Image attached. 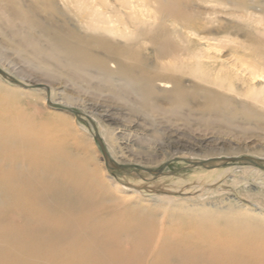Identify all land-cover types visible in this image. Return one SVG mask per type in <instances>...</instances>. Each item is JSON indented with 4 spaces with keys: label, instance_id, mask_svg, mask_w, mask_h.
<instances>
[{
    "label": "bare ground",
    "instance_id": "6f19581e",
    "mask_svg": "<svg viewBox=\"0 0 264 264\" xmlns=\"http://www.w3.org/2000/svg\"><path fill=\"white\" fill-rule=\"evenodd\" d=\"M251 1L65 0L63 14L73 20L70 24L54 19L43 0H0V45L42 71L66 105L85 103L84 94L105 95L149 117L151 125L169 126L176 139L195 124L207 130L218 124L243 129L253 122L264 131V84H253L264 80V33L253 35L264 30V6ZM43 6L49 12L45 16L40 15ZM238 29H245L248 44L229 48L227 55L234 58L225 62L219 54L224 37L236 42ZM147 45L154 47L151 56L143 52ZM6 58L0 53V69L13 77ZM18 76L13 77L21 83L18 88L0 86V264H222L243 261V252L257 263L249 250L264 257V228L249 223L254 215L242 217L234 208L191 215L199 242L188 245L181 231L150 223L144 229L131 213L114 212L110 201L92 197L90 180L77 175L86 168V157L69 120L31 111L26 99L45 88H32L37 79ZM71 88L77 90L74 96ZM42 100L50 99L44 94ZM101 111L102 119L123 130L141 124L140 119L115 120L112 109ZM240 152L227 150L226 156L213 158L215 168L207 178L263 173L251 164L218 166ZM215 154L210 149L201 161ZM257 196L247 195L261 203ZM214 229L240 254L219 259L223 241L207 240ZM158 235L166 244L156 249L152 240ZM197 246L206 254H196Z\"/></svg>",
    "mask_w": 264,
    "mask_h": 264
},
{
    "label": "rangeland",
    "instance_id": "374dc122",
    "mask_svg": "<svg viewBox=\"0 0 264 264\" xmlns=\"http://www.w3.org/2000/svg\"><path fill=\"white\" fill-rule=\"evenodd\" d=\"M43 1L48 3L53 9L51 13L58 22L68 20L70 24L74 23L67 15L63 14V3L65 0ZM250 3L255 4L257 8L260 5L264 6V0H252ZM41 8L43 10V12L40 11L41 16H45L49 13L44 6ZM244 30L245 29L237 30L238 36L236 42L232 41V43L227 37L226 39L224 37L223 41L225 43V48L221 51L223 54L221 52L219 53L221 57L223 56L221 60L224 61L226 59L225 62L232 61L231 59L234 57L227 55L230 50L229 48L240 44H248V37L244 34ZM263 33L264 30L253 31V35L258 37L263 36ZM153 48V46L147 45L146 49L143 51L144 54L149 53L151 56ZM242 50L241 48L240 52V48H238V55H243ZM212 51L214 50L212 49ZM247 52L248 50L245 51V54ZM0 53H2L4 58L7 57L6 59L12 61L11 65H5V67H9V69L16 72V74H13L15 79L19 77L18 75L22 74L24 77L27 76L31 79H37L35 82L36 84L32 85V88H45L44 93L42 91L30 89L35 90L32 91L34 96L26 99V105L31 111L33 110L34 113L40 116L50 117L55 120H57L55 118L57 115L55 114H62L64 118L69 120L67 121L68 126L77 134L86 157V168L84 171L77 173V175L90 180V195H92V197L94 195L100 196L101 200L110 201L114 205V212L131 213L133 219L141 223L144 229L150 223L154 226L158 225V227L163 226L166 229L181 231L180 236L182 241L188 245L189 243L194 244L199 242L196 240L197 236L195 233L198 224L194 223V220L191 219V215H195L204 210L208 212H227L228 209L234 208L239 211L238 213H240L242 217H248L250 214L254 215L255 218H250L249 223L260 225L264 228V169H260L263 172L260 174L256 173L257 171L251 173L249 178L225 175L221 179L213 181L208 179L207 176L209 172L213 170L210 168L215 167L209 168L201 165L191 166L186 163L188 159L201 161L204 158L203 155L210 149L216 151L215 155L207 157L211 160H216L213 158L218 156H226L224 153L227 150L239 149L241 152L237 153L238 157L253 158L261 165H264V155H259L261 149L264 147V131L258 125L251 122L252 127L250 125V127L245 126L243 130L242 127L238 126L218 124L208 128L211 131L209 132L204 126L195 124L191 129L190 127L182 129L183 131L181 130L179 139H176L172 135V130L169 126L167 127L164 123L151 125L149 117L145 115L144 117L142 113L139 111L137 113V111L132 110L128 105H125V103L123 104V102L108 98L105 95L95 97L90 94H84L85 103L74 101L73 105H66L64 103L65 99H62L63 96L60 97L57 91L52 90L42 71L40 73L33 65L25 64L21 57L14 54L10 48H5L3 44L0 47ZM242 67L238 66V69L240 71L242 70L244 75H249L248 70ZM256 80L258 81L256 82ZM256 80L253 81V84L258 86L264 84V80L260 78ZM45 84L48 85V87L45 86ZM236 84L241 85V82L237 80ZM0 86L5 89H14L18 88L20 85L10 82L0 75ZM71 89L72 90H69L68 93L74 96L77 90L74 88ZM44 94H46L50 100H42ZM236 98L237 100L244 99L239 96ZM49 102L52 104L50 105ZM87 103H95L100 110H97V108H90ZM66 108L82 113V118L67 112L65 110ZM107 108L112 109L115 120L126 122L129 120L138 121L140 119L139 122L141 121V124L123 130V127L121 126L120 128L119 124L109 119H102L103 117H101V114H103V112L101 110ZM92 123L95 125L98 135L99 133L101 135H99V137L103 141L109 158L115 163L128 166H139L152 170L159 169L163 165H166L163 172L159 176H154L134 168H129V172L107 168L97 141L94 137H91V134H94ZM253 126H258L259 129L258 127H255V129ZM117 127H119L120 130H117ZM204 129H206V131ZM104 137L107 140L104 139ZM175 141H179V143L185 146H178L176 148ZM235 164L242 163L230 162L219 167L226 168V166L231 167L235 166ZM251 193H257L259 196H257V198L261 203H258L253 198H248L247 195ZM90 195L86 193V196ZM2 200L5 201V198ZM245 207L247 208L246 210L244 209ZM214 230L215 232L211 234L213 238L207 240L213 243L223 241L221 243L224 245L222 246L223 251L219 259L234 254H240L241 250L232 249L230 244L226 243L231 241L223 239L221 230ZM170 241L175 240L170 239ZM152 242L153 245H155L153 247L156 249H158L157 246L166 244L159 235L156 236ZM145 244H148L147 241H139L138 243V245L142 246H145ZM225 245L229 247L225 249ZM196 248V254H206L203 247L197 246ZM214 250L216 251L218 249ZM249 251H253V255L259 259L255 260L257 263L245 257L247 254L243 252L241 257L243 261L239 263L226 262L222 264H264V257H260L254 253L258 252V250ZM251 258L253 259L252 256Z\"/></svg>",
    "mask_w": 264,
    "mask_h": 264
},
{
    "label": "water",
    "instance_id": "95a60500",
    "mask_svg": "<svg viewBox=\"0 0 264 264\" xmlns=\"http://www.w3.org/2000/svg\"><path fill=\"white\" fill-rule=\"evenodd\" d=\"M0 75L3 76L4 78H7L9 81H11L13 83L21 85V83H19V81L15 80L13 77L7 75L1 69H0ZM49 104L51 105L52 103L49 102ZM65 110L71 114L78 116L79 118H82L81 114L78 111H75V110L70 109V108H66ZM92 127L94 129V138L97 141V143H98V145L102 151L103 158H104V161L106 163L107 168H109L111 170H121L124 172H129V168H134V169L142 170V171H144L148 174L154 175V176H159L163 172L164 168L166 167V165H163L159 169L152 170V169H148V168H141L139 166H128V165H121V164L115 163L111 158H109V154L107 153L106 148L103 144V141L99 137L97 130L95 128V125L93 123H92ZM215 161H217V160H206V161H187L186 160V163H188L191 166L201 165V166H206V167L210 168V167L214 166L213 164ZM220 161L222 163H221V165H218V166L226 165L230 162H240L242 164H251L253 166H257L261 169H264V165H261L255 159L249 158V157H227L225 159H221Z\"/></svg>",
    "mask_w": 264,
    "mask_h": 264
}]
</instances>
